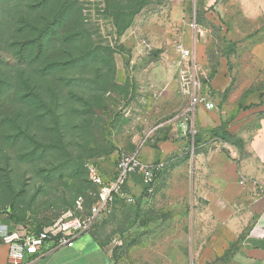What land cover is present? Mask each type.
<instances>
[{
  "label": "rangeland",
  "instance_id": "rangeland-1",
  "mask_svg": "<svg viewBox=\"0 0 264 264\" xmlns=\"http://www.w3.org/2000/svg\"><path fill=\"white\" fill-rule=\"evenodd\" d=\"M77 1L65 37L47 39L45 52L37 41L27 56L11 33L18 2L0 0V219L47 225L67 212L87 216L99 191L88 164L97 162L108 182L123 155L144 160L161 139L176 138L179 123L190 130L177 44L192 51L204 88L222 60L234 88L254 79L264 0H146L122 36L103 0ZM162 159L152 193L133 178L134 202L118 200L92 228L115 264H192L191 155Z\"/></svg>",
  "mask_w": 264,
  "mask_h": 264
},
{
  "label": "crops",
  "instance_id": "crops-1",
  "mask_svg": "<svg viewBox=\"0 0 264 264\" xmlns=\"http://www.w3.org/2000/svg\"><path fill=\"white\" fill-rule=\"evenodd\" d=\"M251 55L254 79L249 85L234 88L229 61L222 60L203 87L215 108L197 105L190 130L185 122L179 123L173 130L176 138L161 139L155 146L157 155L148 153L144 159L163 162L165 169L164 161L153 162L155 157L175 154L180 160L191 155L189 218L197 241L192 264H264V195L255 189L264 184V38L254 44ZM177 169L185 171L187 166L182 162ZM8 254V247L0 243V264H9ZM159 263L181 264V260ZM23 264L115 262L91 230L76 238L73 247L55 249L47 243L37 254H26Z\"/></svg>",
  "mask_w": 264,
  "mask_h": 264
},
{
  "label": "built area",
  "instance_id": "built-area-1",
  "mask_svg": "<svg viewBox=\"0 0 264 264\" xmlns=\"http://www.w3.org/2000/svg\"><path fill=\"white\" fill-rule=\"evenodd\" d=\"M176 50L181 58V90L190 97L191 110L197 105H205L208 109L215 108L214 103L204 94L203 84L194 73L196 64L192 51L182 43L177 44ZM87 168L90 181L99 189L97 202L89 215L79 217L76 213L67 212L38 234L32 233L25 225L9 226L0 223V243L8 247L9 264H23L26 254H37L47 243L53 244L55 249L73 247L74 240L91 231L99 220L111 212L112 206L118 200L127 204L134 202L133 196L127 190L132 176L139 177L147 192L152 193L164 170V163L146 162L139 157V152L123 155L118 161L114 178L108 182L96 164L91 162ZM245 183L246 181L242 182L243 185ZM255 189L258 195H264V184L255 185Z\"/></svg>",
  "mask_w": 264,
  "mask_h": 264
},
{
  "label": "trees",
  "instance_id": "trees-1",
  "mask_svg": "<svg viewBox=\"0 0 264 264\" xmlns=\"http://www.w3.org/2000/svg\"><path fill=\"white\" fill-rule=\"evenodd\" d=\"M6 1H14L16 3L18 2L17 7L15 8V17L13 18V22L11 24V33L12 35H15L13 41H15L16 39L20 43V45L23 46V49H18V51L23 52L27 56L33 52V48L31 46L37 41L39 42V47L44 49L45 52L47 39H52L53 37H58L60 35H62L61 37H65L64 35L68 31L66 27L68 26L71 14L73 13V9L78 4L77 0ZM21 2H24L25 6L22 5ZM103 2L107 11H110V15L114 20V25L118 31L119 36H122L131 27L135 16L138 15L147 6L146 0H103ZM56 6H59L60 8L58 9V12L54 15L52 20L47 16V12L50 9L55 8ZM89 47L90 49L88 56L90 55L95 57L97 53L95 52L96 50L92 47V45H90ZM215 75L216 71L211 74L210 78L206 80L205 83L210 82V80ZM196 139L197 136H195V141ZM93 163L96 164L100 169V166L97 162ZM133 178L139 177L132 176L130 178L129 184L132 182ZM104 179L106 180L105 177ZM58 219L45 225L38 222H34L32 220H21L11 214H7L5 218L0 219V221H6L8 222L7 224L11 226H28L32 233L38 234L45 227L50 226Z\"/></svg>",
  "mask_w": 264,
  "mask_h": 264
}]
</instances>
